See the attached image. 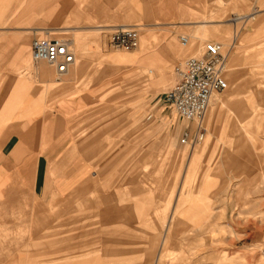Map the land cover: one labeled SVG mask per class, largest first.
Listing matches in <instances>:
<instances>
[{"label":"rangeland","instance_id":"1","mask_svg":"<svg viewBox=\"0 0 264 264\" xmlns=\"http://www.w3.org/2000/svg\"><path fill=\"white\" fill-rule=\"evenodd\" d=\"M263 9L264 0H0V27L13 28L0 49V264H156L170 218L160 264H264V92L250 93L264 91ZM211 13L228 38L182 45ZM119 26L139 27L138 48L108 45ZM45 35L75 52L61 83L32 60L33 38ZM208 41L226 56L229 86L217 95L241 93L211 104L205 140L184 146L166 96L175 66ZM10 137L20 139L12 151ZM62 159L72 168L58 190Z\"/></svg>","mask_w":264,"mask_h":264},{"label":"built area","instance_id":"2","mask_svg":"<svg viewBox=\"0 0 264 264\" xmlns=\"http://www.w3.org/2000/svg\"><path fill=\"white\" fill-rule=\"evenodd\" d=\"M179 39L184 46L190 42L187 35H181ZM139 44L138 26H119L108 36V45L111 48L131 50L138 48ZM71 45V42L64 38L36 36L30 45L32 60L34 63L46 62L54 67L58 74H64L76 60ZM174 72L177 79L166 96L168 107L172 109L176 119L185 124L180 144L196 146L206 138V117L212 98L229 86L222 43L206 42L201 55L190 56L179 62ZM262 253L264 255V245Z\"/></svg>","mask_w":264,"mask_h":264},{"label":"crops","instance_id":"3","mask_svg":"<svg viewBox=\"0 0 264 264\" xmlns=\"http://www.w3.org/2000/svg\"><path fill=\"white\" fill-rule=\"evenodd\" d=\"M224 4H225L224 1L218 3L219 9H216L215 12H218V11L222 10L221 8L223 7ZM263 10H255L252 14H248L247 16L237 15L233 19V21L239 20L242 17L255 18L254 14L259 13V12H261ZM215 17H216V14L215 13H211V15L209 17H207V18L205 17L202 20H200V26L194 31V33L190 34V37H191V39H190V47H194V45L196 43H200V41H204V40L210 39L212 37L213 38L214 37L215 38H221V39H225V40H226V38H228V33L229 32H226V29H223V28H220V27H210L211 25H215V22H214L215 21L214 20ZM205 30L208 31V33H206ZM12 38H13V28L6 27V26L5 27H0V39L1 40L3 39V41H4V44H3L2 41L0 43V49L1 50H2V46L3 45H6V48H7L8 43H12ZM22 45H23V47H21L19 49V51L17 52V55H18V58L22 62H24V64H26V63L28 64L30 62V58L27 55V52L29 50L28 39L24 40ZM233 45L234 44H232V46ZM30 49H31V46H30ZM4 53L7 54V49H6V51ZM8 53L11 54V50H9ZM100 60H101V62L102 61L116 62V61L108 58V56H106V55H100ZM164 62L165 63H158V62L156 63V66L158 68H161V70L159 72V79L157 80V84L158 85H164L168 81V73L164 69H166V67H168L169 62L166 61V60H164ZM117 64L119 65V62ZM33 70H34V72H36L38 75H40L42 77H47L49 75V73L51 72V71H45L42 68V66L33 68ZM231 70H235V68H232ZM68 74H69V72L66 75H68ZM234 78H236V82H238L237 81V79H238L237 74L234 75ZM59 81H58V83L62 82L61 80H59ZM256 84L258 85V83H256ZM240 86H241V84H240ZM255 87H259V86H255ZM263 92H264L263 90L253 89V91H251L250 93H263ZM240 93L241 92L239 90L238 93L230 94L229 96H226V98H221L220 96H218L216 94L212 98V104L222 105L225 102L232 100L233 97L239 96ZM178 126H177V129H179L181 127V125H180V127H178ZM8 140L11 142L10 151H12L14 149V147H15L14 141L18 142L20 139L19 138L15 139L13 137H10V139H8ZM66 152L67 151H65L64 153L66 154ZM65 154H64V156H65ZM64 156H60V157H64ZM43 157L45 158L46 155L44 153L40 154L39 157H38V161L36 163L35 173L38 174V175H41V174L44 175L48 171V163H47V161L42 159ZM83 157H85V156H83ZM66 166L72 168V165H68V162L66 163L65 159H62V161L58 165H56V170L55 171L53 170V174L55 176L54 177V184L56 185V188L58 190H63L66 187V185H67L68 179L64 180V178H65V176H68V173H70L71 171L69 169H66ZM75 172H76V174L80 173V171L78 169H76ZM172 226H173V219L170 218L168 220V226H167L166 232L162 233L160 235V237L163 236L162 237V243H161L162 244V251L160 252V254H159V256H158V258L156 260V264H160V262L162 261V259L164 257V253L166 252V249L168 247V244H166V243H168V241L170 240V237H171L172 232H173L172 231Z\"/></svg>","mask_w":264,"mask_h":264},{"label":"bare ground","instance_id":"4","mask_svg":"<svg viewBox=\"0 0 264 264\" xmlns=\"http://www.w3.org/2000/svg\"><path fill=\"white\" fill-rule=\"evenodd\" d=\"M189 44H190V42H189ZM188 44V45H189ZM188 45H186V47L188 46ZM203 49H204V47H203ZM203 49H202V51H203ZM40 63H45V64H47L46 62H40ZM68 72H66V73H64V74H58L57 72H56V74H57V79L58 80H60L63 76H65L66 74H67ZM176 117V116H175ZM168 243H169V241H168ZM168 243H166V244H168Z\"/></svg>","mask_w":264,"mask_h":264}]
</instances>
